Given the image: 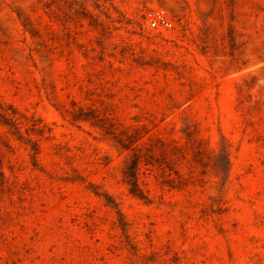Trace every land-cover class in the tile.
Segmentation results:
<instances>
[{
    "label": "rangeland",
    "instance_id": "rangeland-1",
    "mask_svg": "<svg viewBox=\"0 0 264 264\" xmlns=\"http://www.w3.org/2000/svg\"><path fill=\"white\" fill-rule=\"evenodd\" d=\"M0 264H264V0H0Z\"/></svg>",
    "mask_w": 264,
    "mask_h": 264
},
{
    "label": "built area",
    "instance_id": "built-area-1",
    "mask_svg": "<svg viewBox=\"0 0 264 264\" xmlns=\"http://www.w3.org/2000/svg\"><path fill=\"white\" fill-rule=\"evenodd\" d=\"M148 25L152 28L167 29L171 27L170 20L163 10H154L149 13Z\"/></svg>",
    "mask_w": 264,
    "mask_h": 264
},
{
    "label": "trees",
    "instance_id": "trees-1",
    "mask_svg": "<svg viewBox=\"0 0 264 264\" xmlns=\"http://www.w3.org/2000/svg\"><path fill=\"white\" fill-rule=\"evenodd\" d=\"M80 120H87V119L81 118ZM130 184L132 186L133 192H135V194H139L140 191H139L138 186H137V180H136L135 175L132 176V182ZM136 192H138V193H136Z\"/></svg>",
    "mask_w": 264,
    "mask_h": 264
}]
</instances>
